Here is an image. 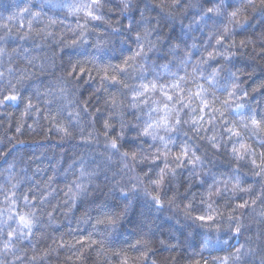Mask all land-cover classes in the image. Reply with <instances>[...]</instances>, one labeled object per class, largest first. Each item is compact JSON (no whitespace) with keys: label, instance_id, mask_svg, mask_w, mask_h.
Wrapping results in <instances>:
<instances>
[{"label":"trees","instance_id":"16d2710c","mask_svg":"<svg viewBox=\"0 0 264 264\" xmlns=\"http://www.w3.org/2000/svg\"><path fill=\"white\" fill-rule=\"evenodd\" d=\"M83 2L87 0H0V50H3L0 72L4 73L0 78V98L11 93L9 81L18 96L16 101L0 105V188L7 190L16 184L17 195L27 193L30 198H35L37 205L33 209L37 219L32 234L15 240L5 250L9 225L12 229L17 225L7 219L3 194H0V212L4 213L0 216V228L3 229L0 232V262L121 264L127 255L128 264H221L220 258L224 256L230 257L228 264H262L264 173L256 176L250 162L238 163L233 159L222 121L226 120L227 126H236L245 142L255 150L258 160L264 148L242 127L237 112L244 116L250 111L264 115V9L259 6L255 10L249 8L244 13L246 19L231 30L236 41L231 51L235 55L225 61L220 56L208 59V52L223 50L216 44L214 35L209 39L212 33L222 32L223 24H213L212 20L206 24L207 17L201 19L204 10L211 6V0H128L129 8L123 6L122 0H106L98 12L103 17L101 20H91L82 12L68 11L67 5ZM226 4L229 7L224 16L213 17V20L222 19L226 24L227 12L239 7L241 0H226ZM25 7L28 12H22ZM32 13H39V16L34 17ZM79 25L86 27L82 29ZM145 29L149 30L150 36L142 41L145 53L136 58L137 67L145 66L147 80L158 79L160 83L168 84L176 78L175 73L185 77L184 87L192 91H196L197 84H202L208 97L214 101V107L224 113L223 117L219 113L211 114L215 119L211 124H205L208 128L206 135H215L218 140L224 136L220 143L228 144L226 151L224 147L213 149L207 139H193L194 134L188 132V125L182 126L184 131L172 133L176 145L188 142L200 148L198 155H201L203 165L198 164L194 174H190L189 168L178 170L181 174L171 188L166 186L160 191L163 207L159 210L151 196L146 195L145 190L152 192L153 186L143 175L152 167L154 171L149 175L154 176L158 171L155 165L145 161L136 164L135 171H131L123 168L115 156L108 160L110 152L105 148L102 134L103 119L109 116L104 99L119 86L105 82L101 87L95 71L91 73L93 78L85 74L74 79L69 75L72 65L78 61L86 67L120 63L123 57L138 50L135 36L137 32L143 35ZM148 40L155 45L151 50H148ZM241 40L246 41L244 47L240 46ZM249 40L251 43L247 42ZM228 43L231 41H226L225 45ZM172 49L176 50L175 55ZM202 57L208 59L206 64L200 63ZM165 64L167 69L162 67ZM210 66L224 69L211 85L197 74L199 69L204 77H208L212 70ZM8 69L12 72L9 73ZM129 71L131 77L140 74L139 71ZM231 73L239 77L236 89L239 98L230 100V107L222 106L223 101L229 99L224 89L231 87ZM126 82L129 89L124 91L129 94L132 87H139L137 79L128 78ZM62 88L65 89L63 96L73 103L62 98ZM97 88H100L99 92ZM243 92H247V96ZM149 95L152 99H161L159 92ZM29 100L34 108H29L26 113ZM85 101L88 102L86 112ZM60 105H63V111L54 121L51 117L56 115ZM237 105L244 107L237 108ZM97 107L99 113L95 111ZM123 111L126 113L124 119L129 123L124 129L123 140L119 141L121 151H138L140 148L152 151L149 147L151 141L144 144L143 138L136 137V128L132 127L136 121L130 110L124 107ZM187 111L185 109L181 114L182 118L189 119ZM196 115L200 113L197 111ZM114 119L118 120V117ZM61 124L71 129L70 136L57 132ZM119 131L117 122L110 135ZM90 132L92 137L89 140ZM184 132L188 135L185 136ZM178 150L175 148L174 152ZM81 166L94 175L81 177ZM222 174L223 178L238 175L239 187H250L251 190L241 192L230 182L231 191L226 197L213 195L209 198L208 185L212 184L213 177L220 179ZM137 176L142 177L143 183L138 182ZM81 183L84 187L78 191L76 185ZM134 184L137 186L136 195L131 193ZM121 188L129 192L131 200L126 212L128 202L121 196ZM164 191L168 192L167 197ZM202 198L215 201L213 207L220 213L211 228L201 227L199 221H194L183 210L191 201L194 209L206 211ZM243 200H247L248 205L237 207ZM19 205L13 211L24 210L22 200ZM197 214L202 213L192 212V216ZM105 215L120 218L114 225L96 224L97 218L103 219ZM229 216L234 219L229 220ZM237 218L242 226L239 234L235 232ZM89 234L91 240H85ZM138 239L147 240V247H130ZM77 240L85 242L78 244ZM237 248L247 253L239 261L231 258L237 255ZM142 251L147 252V258L137 259Z\"/></svg>","mask_w":264,"mask_h":264},{"label":"snow or ice","instance_id":"6c2138e0","mask_svg":"<svg viewBox=\"0 0 264 264\" xmlns=\"http://www.w3.org/2000/svg\"><path fill=\"white\" fill-rule=\"evenodd\" d=\"M123 6L125 8L131 7L128 0H122ZM106 0H87V2L77 3V4H69L67 5L68 11L70 13H80L82 12L85 17L90 18L91 20H101L103 17L98 14V12L105 6ZM264 9V0H241V4L239 7H235L233 10L227 12V23L225 24L223 20H213V17H223L225 10L229 5L226 4V0H211V6L207 7L204 10L203 15L201 16L202 20H205L207 24L208 20H212L213 24H223L222 32L218 31L216 33H212L209 36V39H212L214 35L216 38V44L220 45L223 49L222 51H217L216 49L213 52H208V59H216L217 56L223 57V60L230 61L231 56L235 55L232 52V48L236 46V41L231 36V30L240 25L246 17L244 13L251 8L255 10L257 7ZM22 12H28V8L25 7ZM32 15L39 16V13H32ZM143 15V13H141ZM11 19V17L9 18ZM55 23V21H52ZM82 29L86 27V25H79ZM5 29L10 31L7 25H4ZM29 27L31 28V21L29 22ZM131 27V25H129ZM114 31H118V29H114ZM264 35V34H262ZM150 36V32L148 29H145L143 35L137 32L135 36V41L137 43L138 50L128 56L123 57L120 63L112 64H100L93 65V67H86L78 61L76 64H73L71 67V71L69 72L70 76H73L74 79H79L83 77L85 74L89 76V78H93L91 73L93 71L96 72L97 76L100 79L101 87H104L105 82L110 83L111 85H118L119 87L114 92H109L108 96L104 99V106L106 110L109 112L108 118L103 119L102 126V134L105 138V148L110 152L108 156V160L111 161L113 157H117L118 162L122 163L123 168L129 169L131 171H135L136 164L143 163L145 161H149L152 165H155V169L158 171L155 172L154 176H150L149 173L154 171L152 167H149L147 171L143 172V175L148 177V183L153 186L152 192H148L145 190L146 195L151 196V200L154 206L159 210L163 207L162 198L160 195V191L163 190L166 186L170 189L176 178L181 174L178 170L189 168L190 174H194L197 165L199 164L201 167L203 165V160L201 155H198L200 148L195 144H189L188 142H182L180 145H176V141L171 135L172 133H178L184 131L183 125H188V132L194 134L193 139H207L209 145L213 149H220L224 147L225 151L228 148V144L221 145L220 141L224 140L225 137L221 136L218 140L215 135L208 137L206 134L208 132V128L205 127V124H211V122L215 119L212 113H219L221 117H223L224 113L220 111V109L214 107V101L208 97L206 94L207 90L204 88L202 84L196 85V91H192L191 89L184 87V76H177L173 73V76L176 77L171 83L165 84L160 83L158 79L147 80L144 75V65L141 64L137 67L135 64L136 58L140 57L143 53H145V44L142 42L147 40ZM83 39V36H81ZM226 41H231L225 45ZM251 43V40L247 41ZM73 43H77L74 39ZM149 48L151 50L155 45L148 40ZM246 45L245 40L240 41V46L244 47ZM178 47V45H177ZM215 52V55H214ZM173 55L176 54V50L172 49ZM0 55H3V50H0ZM208 59L201 58L200 63L206 64ZM162 67L167 69L168 65L165 64ZM212 68L208 77H204L202 73H200L199 69H197V74L201 76L202 79H207V82L211 85L213 81L216 80L217 76L221 74L224 70L222 67L210 66ZM131 72L139 71V76L131 77ZM9 73L12 72V69H8ZM4 76L3 72H0V78ZM233 77L230 88H225L224 91L227 92V96L229 99L223 101L222 106L230 107V100L238 99V93L236 89L238 88L237 81L239 77L236 73H231ZM128 78L137 79L139 81V87H132L130 94L124 90L129 89V84L126 82ZM8 87L11 89V93L8 95H3L0 98V105H3L6 101H16L18 96L16 95V88L12 85L11 81H9ZM97 92L100 91V88L96 89ZM107 91V88H105ZM65 89H61L62 98L67 99L68 103L71 104L72 101L68 97H64L63 93ZM159 92L161 97L160 100L152 99L149 95L150 93ZM244 96H247V92H243ZM51 104L52 101H49ZM88 102L85 101L84 111H87ZM196 107H193V105ZM124 107H127L130 110L132 117L135 119L136 124L132 125V127L136 128V137L143 138L142 143L149 144V147L152 151H146L143 148L132 151H121V145L119 141L123 140L125 136L124 129L128 126L129 122H126L124 117L126 113L123 111ZM244 105H237V108H243ZM29 108H34V105L29 103L25 109L27 113ZM187 109L186 115L189 116V119L182 118L181 114L185 112ZM63 111V105H60L56 109V115H53L52 120H56V116L60 115ZM97 113L100 112V108L97 107L95 109ZM197 111L200 115H196ZM69 117L72 116V113H68ZM237 115L240 116L242 121V127L250 134V137H255L256 142L259 143L261 148H264V115H259L258 113L249 112L247 116L242 115L240 112H237ZM76 116L79 117L80 113L77 112ZM205 116H208V120H205ZM114 117H118L114 119ZM48 117H45L47 119ZM120 125V131L118 134H111L110 130L114 128L116 123ZM57 123H59L57 121ZM79 123V121H77ZM225 125L223 131L227 133V141L231 146V153L234 160L238 163L240 161L250 162L252 165L253 174L256 176H261L264 173V151L260 152L259 159L256 158V152L251 147V145L245 142L244 136L240 131L237 130L236 126H227L228 122L222 121ZM19 127L17 131H19ZM57 132L63 134L64 136H70L72 131L69 127L64 125H60L57 127ZM188 132H184V135L187 136ZM204 133V136H201V133ZM92 137V133H89L88 139L90 140ZM235 137V139H233ZM172 145V147H170ZM178 148V151L174 152V149ZM172 157L171 160L169 157ZM131 161V164L129 163ZM159 162V163H158ZM190 166V167H189ZM94 175L93 172H89L83 166L80 169V176L87 177ZM137 180L140 183H143V179L140 176H137ZM167 182V184H166ZM233 183V188H237L240 185V180L238 175L230 176L228 178H223V174L220 179L213 177L212 184L208 185V197L211 198L213 195L219 197H226L228 193L231 191L228 185L229 183ZM75 183V182H74ZM77 190L83 189V184L76 185ZM137 186L134 184L131 188L132 195H136ZM251 188L239 187V191L247 192L250 191ZM71 191V189H69ZM156 194L153 195L152 193ZM121 196L128 202L125 207V212L127 211L128 205L131 204V200L129 199V192L125 191L123 188L120 189ZM0 194H3V203L5 205L4 211L8 213L7 219L13 220L17 227L12 229L9 225L10 230L6 233V241L4 243V249L8 250L10 245L14 243L15 240H22L27 236L32 234V226L36 222L37 216L36 212L33 211L37 207L34 202V197L30 198L27 193L21 192L20 195H17V185L12 184L11 188L5 190L0 188ZM168 192L164 191V196L167 197ZM175 195L170 199L174 200ZM184 199H187L185 197ZM242 199V198H240ZM23 201V209L13 211V209H18L20 207L19 202ZM30 200L32 202H30ZM202 203H206L207 210L199 209L196 210L193 208L191 201L184 205V211L186 215L191 217L194 221H199L201 227L211 228L212 225L216 222L217 216L220 215L217 208H214L213 205L215 201L204 200L202 198ZM255 201H253V204ZM248 205L247 200H243L242 203H238L237 207L245 208ZM193 211H199L202 214H197L192 216ZM4 213L0 212V216ZM120 217L117 215H105L103 219L97 218L96 224H104L107 223L109 225H114L115 222ZM232 216H229V220H233ZM2 223V221H0ZM231 227V226H230ZM241 224L238 222L235 223V232L237 234L241 231ZM3 229L0 228V232ZM85 240H91V234L85 238ZM84 240H77L78 244H83ZM92 243H96V241H92ZM164 241H161L163 244ZM148 241L143 239H138L134 244H131L130 247L136 248L137 245H144L147 247ZM175 247V245H171ZM205 246H207V241H205ZM243 246H241L242 248ZM241 248H237V255L231 257L232 259L239 261L242 255H246L247 253L242 252ZM151 251L150 248L147 249ZM251 249H249V252ZM146 259L147 252L142 251L141 256L137 259ZM35 259V257H33ZM221 259V264H228L230 257L224 256ZM2 264V262H0ZM121 264H128V257L125 255ZM198 264V262H197ZM207 264V262H205ZM262 264H264V259H262Z\"/></svg>","mask_w":264,"mask_h":264}]
</instances>
